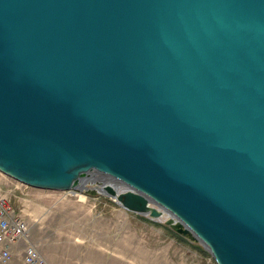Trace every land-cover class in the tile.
<instances>
[{"label": "water", "instance_id": "water-1", "mask_svg": "<svg viewBox=\"0 0 264 264\" xmlns=\"http://www.w3.org/2000/svg\"><path fill=\"white\" fill-rule=\"evenodd\" d=\"M0 172L264 264V0H0Z\"/></svg>", "mask_w": 264, "mask_h": 264}, {"label": "rangeland", "instance_id": "rangeland-1", "mask_svg": "<svg viewBox=\"0 0 264 264\" xmlns=\"http://www.w3.org/2000/svg\"><path fill=\"white\" fill-rule=\"evenodd\" d=\"M0 191L28 233L6 264H26L28 244L41 264H217L201 243L106 195L31 187L1 172Z\"/></svg>", "mask_w": 264, "mask_h": 264}, {"label": "built area", "instance_id": "built-area-1", "mask_svg": "<svg viewBox=\"0 0 264 264\" xmlns=\"http://www.w3.org/2000/svg\"><path fill=\"white\" fill-rule=\"evenodd\" d=\"M25 222L14 212L0 191V263L6 264L11 258V248L18 241L27 238ZM26 264H41L43 259L36 248L28 244L24 249Z\"/></svg>", "mask_w": 264, "mask_h": 264}, {"label": "trees", "instance_id": "trees-1", "mask_svg": "<svg viewBox=\"0 0 264 264\" xmlns=\"http://www.w3.org/2000/svg\"><path fill=\"white\" fill-rule=\"evenodd\" d=\"M186 239V238H185Z\"/></svg>", "mask_w": 264, "mask_h": 264}]
</instances>
